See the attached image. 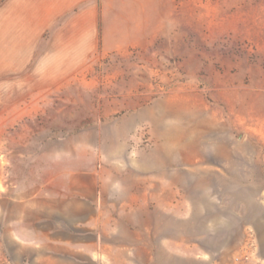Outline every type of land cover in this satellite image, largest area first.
Listing matches in <instances>:
<instances>
[{
	"label": "rangeland",
	"instance_id": "obj_1",
	"mask_svg": "<svg viewBox=\"0 0 264 264\" xmlns=\"http://www.w3.org/2000/svg\"><path fill=\"white\" fill-rule=\"evenodd\" d=\"M73 1L0 0V264H264V0Z\"/></svg>",
	"mask_w": 264,
	"mask_h": 264
},
{
	"label": "crops",
	"instance_id": "obj_2",
	"mask_svg": "<svg viewBox=\"0 0 264 264\" xmlns=\"http://www.w3.org/2000/svg\"><path fill=\"white\" fill-rule=\"evenodd\" d=\"M78 1L80 0H74L73 2L74 3H77ZM92 27L90 28V31L92 32ZM90 228H94L95 229V221H88V224H87ZM69 264H99V261L95 258V255H93L92 257L88 258L87 260H84V261H80V262H72V261H69Z\"/></svg>",
	"mask_w": 264,
	"mask_h": 264
}]
</instances>
